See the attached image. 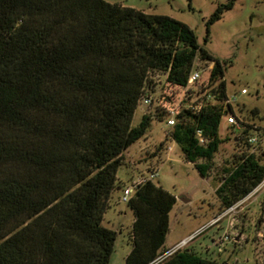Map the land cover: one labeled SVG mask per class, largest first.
I'll return each instance as SVG.
<instances>
[{
	"label": "trees",
	"instance_id": "1",
	"mask_svg": "<svg viewBox=\"0 0 264 264\" xmlns=\"http://www.w3.org/2000/svg\"><path fill=\"white\" fill-rule=\"evenodd\" d=\"M233 5H217L207 34ZM210 62L215 102L192 109L183 104L198 101L183 97L168 134L206 177L225 141L226 62L201 46L192 28L107 0H0V264H109L117 231L103 219L124 152L154 117L167 118L170 92ZM157 75L164 76L163 107L133 125ZM245 126L242 137L259 129ZM242 137L235 139L244 143ZM220 170L214 191L223 210L264 179V161L246 151ZM176 200L150 180L136 188L128 200L134 221L125 264H150L168 249ZM157 264L230 263L187 245Z\"/></svg>",
	"mask_w": 264,
	"mask_h": 264
},
{
	"label": "rangeland",
	"instance_id": "2",
	"mask_svg": "<svg viewBox=\"0 0 264 264\" xmlns=\"http://www.w3.org/2000/svg\"><path fill=\"white\" fill-rule=\"evenodd\" d=\"M107 1L135 7L147 13L166 14L192 28L199 44L214 57L226 62L224 79L228 95L237 96V113L250 125L254 122L258 126L259 129H252L251 133L264 137V0H234L231 8L209 24V34L208 19L217 5L228 0ZM207 74L203 71L204 79ZM163 81L164 76L160 75L158 83L154 85L155 100L151 105L139 103L133 116V125L138 124L144 112L153 113L156 108L169 107L170 103L163 105L159 99ZM242 88H246L245 94L240 93ZM170 95L173 99L169 102H176L182 93L175 90ZM254 109L257 113L253 117L251 112ZM170 129L166 118L158 120L154 117L145 135L124 152V163L117 171V188L111 195L110 206L103 219V225L117 231L109 264H125L126 256L132 248L130 231L134 211L128 201L122 200L123 188L141 175L148 176L153 170L158 175L152 181L177 199L169 214L166 248L203 227L189 243L202 256L230 264H264V233L258 234L256 230L264 219V188L255 198H248L226 215L231 216V221L233 217L236 219L233 221V229L237 231L242 229L239 220L245 217V238L241 242H221L226 234V218L214 222L224 212L214 191L217 185L215 175L220 173L222 166L232 161L235 153L246 151L243 141L237 142L235 139L242 137L240 131L221 126L220 134L225 141L214 156L213 168L206 177L199 173L193 162L184 159L180 146L168 135ZM164 141L165 145L159 152ZM167 145L172 147L171 150L167 149ZM260 149L264 151V145Z\"/></svg>",
	"mask_w": 264,
	"mask_h": 264
},
{
	"label": "built area",
	"instance_id": "3",
	"mask_svg": "<svg viewBox=\"0 0 264 264\" xmlns=\"http://www.w3.org/2000/svg\"><path fill=\"white\" fill-rule=\"evenodd\" d=\"M199 64V62H198ZM214 62H210L208 65H198L197 68L193 69L191 72L187 85L185 87H182L179 89V91L182 93V96L178 98L176 102L170 103L169 107L167 108V118L166 122L168 125L172 126L175 124L176 121V114L179 112V107L182 105L181 101L183 97H192V100H197L198 102L196 104L188 103L183 104L186 107H190L192 109H199L202 104L206 101H212L215 102L214 95L210 91L209 84V71L213 68ZM203 71L207 72V77L203 78ZM155 79V84L158 83V80L160 78V75H157L153 77ZM164 82V81H163ZM154 88V85H153ZM247 92L246 88H242L240 90L241 94H245ZM155 90H150L149 93H146L143 98L141 99V103L151 105L153 101L155 100L154 96ZM237 101L236 94L228 95V97L224 101V114L222 116L221 126L224 125L226 128L231 129L232 131H240L239 135H242L241 132L246 128L245 124L247 123L244 118L241 117L240 114L237 113L235 109ZM229 106L232 107L233 110H229ZM200 132V131H199ZM244 143L246 146V152L250 154H254L261 158V161H264V151H261L260 147L264 145V137L255 134V133H249L247 135H243ZM171 146H168V149L171 150ZM158 175L156 170H153L150 172L148 176L141 175L138 179L135 181H132L131 184L126 185L123 188V195L122 200L128 201L130 197L135 192L136 188L147 182L152 181L153 178H155ZM264 188V179L261 181V183L251 192L247 197L240 200L233 206L227 208L224 210L223 213H221L218 217L214 219V222L218 221L225 215H228L230 212L234 211L238 206L242 205L245 200L250 198L254 193L259 191L260 189ZM203 227L197 229L189 236L183 237L181 240H179L175 245L168 248L166 251L161 253L156 259H154L150 264H157L158 262L162 261L164 258L175 252L176 250L183 248L195 238L196 235L200 233ZM230 236L228 233L225 234L224 238H222L220 241H227L229 240Z\"/></svg>",
	"mask_w": 264,
	"mask_h": 264
},
{
	"label": "crops",
	"instance_id": "4",
	"mask_svg": "<svg viewBox=\"0 0 264 264\" xmlns=\"http://www.w3.org/2000/svg\"><path fill=\"white\" fill-rule=\"evenodd\" d=\"M263 189V188H262ZM262 189H260L259 191H257L256 193H254L252 196H251V198L253 197V198H255L258 194H259V192L262 190ZM252 198V199H253ZM251 199V200H252ZM250 200V201H251ZM249 201V202H250ZM247 206V204L244 206V208ZM217 215H214V217H216ZM213 217V218H214ZM213 218H211V220H213ZM224 218H226V226H225V230H226V233H228L229 234V236H230V238H229V240H227V241H233V242H235V243H239V242H241L244 238H245V234H244V228H245V226H246V224H245V217H243L241 220H239L241 223H242V229L241 230H234L233 228H234V224L235 223H233V221L235 220L236 221V219L233 217L232 219H233V221H231V216H229V217H226V215L224 216V217H222L220 220H218L217 222H220L222 219H224ZM264 219H262V223H259L258 225H257V232H258V234H263L264 232H263V226H264ZM220 227H222V225H220ZM233 234H235V235H233Z\"/></svg>",
	"mask_w": 264,
	"mask_h": 264
},
{
	"label": "water",
	"instance_id": "5",
	"mask_svg": "<svg viewBox=\"0 0 264 264\" xmlns=\"http://www.w3.org/2000/svg\"><path fill=\"white\" fill-rule=\"evenodd\" d=\"M185 200V199H184Z\"/></svg>",
	"mask_w": 264,
	"mask_h": 264
}]
</instances>
